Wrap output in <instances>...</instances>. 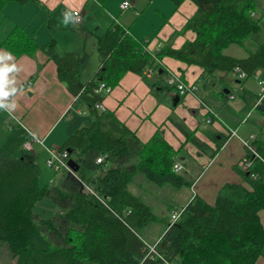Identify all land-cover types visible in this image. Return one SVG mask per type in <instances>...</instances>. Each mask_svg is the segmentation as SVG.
Returning <instances> with one entry per match:
<instances>
[{
	"label": "trees",
	"instance_id": "obj_1",
	"mask_svg": "<svg viewBox=\"0 0 264 264\" xmlns=\"http://www.w3.org/2000/svg\"><path fill=\"white\" fill-rule=\"evenodd\" d=\"M10 1L21 5L36 0H0V14ZM97 1L103 4L106 0ZM182 1L168 0L167 14L154 7L152 13L160 23L145 38L122 24L118 15L112 16L104 31L95 35L100 59L86 79L79 75L81 62L76 54L60 50L54 37L42 46L33 33L13 24L1 38L0 47L14 55L44 49L56 64L58 79L72 95L62 116L66 136L60 145L75 162L72 172L46 164L52 172L42 184L34 155L16 156L0 148V242L7 243L15 264H255L262 253L261 140L255 137L249 142L256 155L244 146L255 176L235 164L242 180L225 182L212 202L193 194L182 206L166 205L167 214L157 213L133 191L134 183L140 177L157 186H189L191 181L172 168L181 146L174 149L159 127L143 141L112 110L94 105L109 91L103 88L111 89L126 71L141 75L159 67L164 71V56L198 65L213 76L242 72L243 77H236L240 80L257 69L264 70V39L252 36L261 30L263 17L255 0H191L195 11L167 40L150 49V39ZM47 23L51 27L58 22L49 16ZM67 26L74 27L71 22ZM186 30L193 31L194 37L174 47L173 37ZM232 44L242 46L245 55L223 52ZM180 78L187 83L183 74ZM256 108L264 113V95ZM168 120L186 140L203 146L173 114ZM98 157L102 158L96 161ZM44 198L52 204L49 215L34 210ZM180 208L172 221L170 210ZM153 223L159 225L157 235L153 233L159 256L144 258V240L150 237L147 228Z\"/></svg>",
	"mask_w": 264,
	"mask_h": 264
},
{
	"label": "crops",
	"instance_id": "obj_2",
	"mask_svg": "<svg viewBox=\"0 0 264 264\" xmlns=\"http://www.w3.org/2000/svg\"><path fill=\"white\" fill-rule=\"evenodd\" d=\"M120 1L114 0L112 7L109 6V9H107L109 17L112 18V16L122 13V18L120 17L118 20L122 24L129 26L138 36L154 32L152 28L155 30L160 23L157 14L153 16L152 22L133 19L129 9H119ZM33 2H27L30 5L26 8L30 11L28 20H32L34 15V18L38 19L34 20L35 25L30 32L34 34L36 42L42 46L47 43V33L43 26L41 28V23L44 22L45 27L53 35L56 27H61V25L65 27L62 22L68 13L70 17L71 9H80L83 16L88 4V0H36ZM106 2L104 1V3ZM130 2L134 8V13L142 9L144 4H149V8L151 9L158 7L159 11L162 12L169 6L168 0H147V2L145 0H130ZM13 5L15 4H9L8 2L4 6L2 14H0V40L10 27L15 24L14 22H16L7 10L8 6L12 7ZM89 5H93L94 7L95 4L91 3ZM23 8L21 9L24 10ZM195 9L196 6L191 0H183L177 9L169 15L167 21L159 26L156 33L158 41L156 42L167 40L168 36L175 29H179ZM164 13L167 14V12ZM150 15H152V11ZM49 16L54 17L58 23L60 22V25L53 24L49 27L47 23ZM70 20L71 18L67 22L70 23ZM18 24L25 25L26 27V21ZM38 27L42 29L40 36L36 35ZM255 35L252 36L255 38ZM53 37L55 38L54 35ZM193 37L194 32L186 30L184 33L176 34L171 43L174 47H179L186 39L191 40ZM93 45L95 46V39ZM57 46L60 50H64L58 42ZM75 54L78 57V54ZM232 55L242 56L245 54L238 51L232 53ZM162 60L164 61V66L167 68L175 69V67H183L188 77L191 75L192 79L194 78L191 82L194 86L205 73L198 65H187L170 56H164ZM98 63L99 56L94 63L89 65L90 67L87 66L84 73L83 71H79L81 79L88 78ZM5 69L7 70L5 71ZM82 73L85 75L81 76ZM261 73L262 70L257 69L252 75L253 82L246 86L241 85L240 97L238 99L234 97V100H229L230 104H226L229 98L225 95V90H228L226 91L227 94L230 89L223 79L225 73H218L214 76L207 74L209 78L203 79L206 83L207 91L216 97L215 101L212 100L213 104L205 103V100L201 98L202 94L188 92L185 95H179V101L173 105L172 97L176 94V91L174 89L172 91L161 88L152 73L150 75H141L132 71H126L120 77L119 82L111 90L109 89L108 93L104 94L101 102L106 109L112 110L116 117L134 131L141 140L148 139L159 127L163 130L164 138L174 149H178L182 145L183 147L179 148V150L181 151L184 148L188 157L186 158L181 153L177 159L186 165V170L184 172H180V170L177 172L183 173L191 181V184L187 187H191L195 182L193 177H189V173L191 175L194 174V162L201 158L202 150L209 154L203 158L206 165L221 166L225 163V166L222 168L223 171H230L231 173L228 172L227 177L213 175L207 180L206 187H203H208L215 196L217 190L225 182H239L242 180L240 173L236 170L237 167H235V163L239 158L246 157L244 156L246 149L242 139H248L251 143L255 137L256 140L261 138L258 130L261 129V115L264 117V113L256 108L255 103L259 95L253 93L255 88L261 92V87L264 85V83L257 81L258 75ZM231 74L232 76L235 75L234 72H231ZM185 77L189 82L188 77ZM234 77H237V73ZM27 81H30V85L23 83ZM235 81H239L238 78ZM0 90L7 93L6 95H0V148L16 156H22L27 153L36 157V152L41 151V148L45 150L46 147H51V145L62 144L66 136L65 122L62 116L72 103V95L68 91L66 84L58 79L56 64L46 54L44 49L38 48L30 53L14 55L4 47H0ZM237 100L239 102L236 103ZM209 105L215 112L209 108ZM252 106L257 109L256 112L251 110ZM207 110L209 112L212 111L215 116L210 122L206 121L209 115L206 112ZM255 113L257 115L253 117ZM170 114H173L177 120H181L203 146L199 145L197 147L198 145L195 146L186 140L178 127L168 120ZM244 118L246 119L243 122L245 126L242 129L243 126H239L238 123L239 121L242 122ZM231 124H235V126L232 127ZM230 130H234L235 133L231 135ZM250 135L252 137H249ZM28 139L31 141L32 149L29 151L25 150L22 145ZM262 143L264 146V141ZM261 148L264 150V147ZM221 153L224 155V158H222L223 163L218 164L216 160L220 158ZM188 158L192 160L193 166H189ZM219 170H221V167L216 168V171ZM39 176L41 175L39 174ZM201 193L195 192V194L203 198ZM205 200L208 201L207 199ZM145 242L147 241L144 240ZM15 263L16 260L10 253L7 243L0 242V264ZM255 264H264L263 249Z\"/></svg>",
	"mask_w": 264,
	"mask_h": 264
},
{
	"label": "rangeland",
	"instance_id": "obj_3",
	"mask_svg": "<svg viewBox=\"0 0 264 264\" xmlns=\"http://www.w3.org/2000/svg\"><path fill=\"white\" fill-rule=\"evenodd\" d=\"M106 3H100L97 0H88V4L87 7L85 8L86 12H84L83 15V19L81 21V24L75 25L74 27H70L67 26L66 24L69 23L67 21H69V18H71V15L69 17V13L68 15H66V18L63 19L64 26L61 25V27H56L55 32L53 31V35L55 36V39L57 40L58 44H60L62 46V48L64 50H69L71 52H74L78 54V58L81 62V69L80 71H83V73L86 71L87 66L91 65L92 63H94V61L98 58L99 53L96 51L95 46L93 45L94 42V38L95 35L100 34L101 32L104 31V29L107 27V25L110 24L112 18L109 17V14L107 13V9H109V6L112 7L114 0H106ZM120 1V0H119ZM130 2V0H128ZM147 2V0H145ZM15 4L12 7L8 6L9 8H7V10L10 12V16H13V20H15L16 22H14L15 24L18 23H22L26 21V27L25 25H22L24 30H26L28 33H32L30 32L33 28V26L35 25L34 20H37L38 18H34V16L32 17V20H28L29 16H30V11L28 9H26L29 5V3H34L33 1H29V3L25 2L24 4L19 5L18 2L15 1H10L9 4ZM27 3V4H26ZM95 4L94 7L93 5H89V4ZM17 4V5H16ZM107 5V6H106ZM255 5L256 8L258 9L259 13L263 14L262 19L260 20V25H261V30L258 33H254L253 35H255L256 40L258 41H262L264 39V0H255ZM25 7V8H23ZM21 8H23L24 10H22ZM131 12L132 14V18L136 19V20H144L147 22L148 21H153V13L152 15H150V12H153V8H149V4L143 6L142 9L137 10V12L134 13V8L131 5V7L126 8V10H128ZM125 10V9H123ZM166 10V8L164 9ZM122 13L118 14V19H120V17L122 18ZM41 19V17H40ZM158 21V20H155ZM60 23V22H59ZM58 24V23H56ZM60 25V24H59ZM159 25V24H158ZM45 28L46 33H47V39L46 42H48L49 39H51V37H53V35L51 34V31L49 29H47L44 25V22L41 23V28ZM152 31L153 28H152ZM42 32V29H40V27L37 28L36 30V35L40 36V33ZM149 34V33H148ZM148 34L143 35V37L145 38ZM169 37V36H168ZM155 41V42H154ZM158 41V36L156 34V36H154L153 38L150 39L148 47L150 49H154L157 47L159 42ZM60 46V48H61ZM244 52L245 54V50L242 46H238L236 44H232V45H228L227 47L223 48V52L225 53H229L232 54L234 52ZM100 59V57H99ZM164 62V61H163ZM90 67V66H89ZM169 67V66H168ZM158 69H161L160 67ZM156 69L155 71H153V77H155V79L159 82L161 88L165 89H170L173 91L174 86H172L169 83V79L172 76H180V74H183L185 76L188 77L187 73L185 72V70H183L182 68H177L175 67V69H171V68H167L164 67V71H162L159 75ZM168 72V73H167ZM200 72V71H199ZM198 72V73H199ZM81 74V76H84L85 74ZM208 73L205 72L204 75L198 80V82H196L195 85V92L199 93L200 95L202 94V99L205 100V103H212V100H216L215 95L210 94V92L207 91L206 89V83L205 81H203V79L209 78V76L207 75ZM234 75V74H233ZM252 75H249L247 77H245V79L243 81H241L240 79H238L239 81H235V75L232 76L231 72L225 73L224 74V82L227 83L229 85V89L230 91L225 95L228 96V100L226 101V104H230L231 100H234V97L236 99H238V97H240L239 93L241 90V85H249L253 82V78ZM184 76V78L186 79V77ZM86 79V78H84ZM189 82L186 79V82L188 84H192L191 82L193 81L191 75L188 77ZM241 81V82H240ZM257 81L260 83H264V70H262V73L258 75ZM257 82V83H258ZM188 93V92H186ZM184 94H180V95H185ZM191 93V92H189ZM255 95H259L260 91H257L256 88L253 92ZM234 95V96H231ZM235 99V100H236ZM230 100V101H229ZM239 102V100L236 101V103ZM207 107V106H206ZM209 108L214 111V109L209 105ZM252 111L256 112L257 109H255V107L252 106ZM206 112L209 113V110H207ZM215 112V111H214ZM208 115V116H209ZM257 114L255 113L253 115V117H255ZM212 116V119L213 115ZM248 116V114H247ZM263 115H261V129L258 130L259 132V136L263 139H257V140H261L264 141V122L262 119ZM212 119L210 121H212ZM250 119V117H249ZM246 119L244 118V120L241 122L239 121L238 125L239 126H243L242 129H244V124L243 122ZM208 121V122H210ZM65 126V124H64ZM232 127L235 126V124H231ZM241 132V131H240ZM231 135H233L235 133L234 130H230ZM192 143V141H190ZM243 142V140H242ZM2 144V143H1ZM244 144V143H243ZM3 145V144H2ZM60 144L57 145H51L53 147H59ZM195 145V144H194ZM196 146V145H195ZM245 146V144H244ZM183 146L181 145L180 149ZM199 147V146H197ZM37 156L35 157L34 155V159L38 165V170L41 176L40 177V183H47L48 179L50 178L51 175V170L50 168L47 167L45 159L47 156V152L46 150H43L41 148V151H37ZM181 153L187 158V154L185 153V149L183 148L181 151L179 150L176 153V159L174 162H180L181 165H183V168L180 170V172H184V170H186V165H184V163H182L181 160H178L177 157L179 155H181ZM209 154L202 150V154H201V158L197 161H195V169H194V174L191 175L189 173V177L192 178L193 180L195 179V182L193 183V185L191 187H181V188H173L170 187V185H162V186H157L153 183H148L146 181L140 180V177H137L136 182L134 183V189L133 191H135L136 193L140 194L144 200L146 201L147 204L151 205L153 210L157 213H165L167 214L168 210H167V206L169 204H172L174 206H182L186 203L187 199H189L193 194H195V192H199L201 193V195H203L204 199H207L208 202H212L214 200V193L211 192L209 190V188H203L206 187L205 184L207 182V180L212 177L213 175L216 176H224L227 177L228 172L231 173L230 171L228 172H224L223 171V167L225 166V163H223V159L224 155L223 153H221L220 158L216 160V163H223L221 166H210V165H206V162L203 161L204 156H208ZM70 158H68L69 160ZM189 159V158H188ZM240 159V158H239ZM238 159V160H239ZM237 160V161H238ZM191 159H189L188 163L189 166H193V164L191 163ZM237 161H236V165H237ZM173 162V163H174ZM217 167H221V170L216 171ZM209 186V185H207ZM204 191V192H203ZM172 206V205H171ZM51 201L48 198H44L40 201H38L35 205H34V210L35 211H42L45 215H49L51 213ZM171 211V210H170ZM262 221L264 223V217L262 216ZM158 224L153 223L151 226H149L147 228L148 233L150 234V237L148 236L147 238H145V240L147 241V243H156L157 239L155 241H153L156 238L157 235V230H158ZM153 233H156V235H154ZM153 241V242H152ZM263 253H264V247H263Z\"/></svg>",
	"mask_w": 264,
	"mask_h": 264
},
{
	"label": "built area",
	"instance_id": "obj_4",
	"mask_svg": "<svg viewBox=\"0 0 264 264\" xmlns=\"http://www.w3.org/2000/svg\"><path fill=\"white\" fill-rule=\"evenodd\" d=\"M130 5H131V2H129L128 0H122L119 3V7L121 9L128 8V7H130ZM70 15H71L70 22L72 25L75 26V25L81 24L83 16H82V12L80 11V9H71ZM151 73H152V70H148L146 72L147 75H150ZM243 76L244 75L242 72L237 73V77H243ZM23 83L26 85H30V81L23 82ZM169 83L172 86H174V90L176 92H178V94H184L186 92H193L195 89L194 85L188 84V83H185L184 81H182L180 76H178V77L172 76L169 79ZM103 86L104 85H102V88H103ZM103 89H104V91H108L109 87L103 88ZM263 95H264V85L261 87V92H260L258 98L256 99L255 105L257 103H259V101L261 100ZM95 107L98 109H104V105L101 101L96 102ZM211 115L214 116V113L212 111L210 112V115L207 116V118H206L207 122L212 119ZM249 137H252V135H250ZM243 143L245 144L246 148H248L252 151L253 155H256V152L254 151V149L250 145L248 139H244ZM23 148L27 151L32 150L31 149V141L29 139L26 142H24ZM45 150L47 152L45 162L48 166H53L54 168H65L69 172H72L71 166L68 164V152L65 149H61L60 147H46ZM101 158L102 157L96 158V161H99ZM251 163H252L251 159H249L247 157H243L237 161V166L240 167L241 170L248 171V173L250 172V174H251L252 172L249 170ZM172 168L175 171H179L183 168V165H181V163H179V162H174L172 165ZM251 175L255 176L254 173H252ZM181 209L182 208L171 210L170 217H171L172 221L175 220L179 216ZM143 246H144L143 248L145 251L144 258H146V257L153 258L154 256H159L158 252L155 249V243L145 242ZM144 258H142L141 261H143Z\"/></svg>",
	"mask_w": 264,
	"mask_h": 264
},
{
	"label": "water",
	"instance_id": "obj_5",
	"mask_svg": "<svg viewBox=\"0 0 264 264\" xmlns=\"http://www.w3.org/2000/svg\"><path fill=\"white\" fill-rule=\"evenodd\" d=\"M160 72H161V69H158V73H160ZM226 91H228V90H225V92H226ZM178 98H179V95H178V94H175V95L172 97V103H173V105H175V104L177 103ZM74 163H75V162H74L72 159H69V160H68V164H69L70 166L73 167ZM74 167H76V166H74ZM246 174H248V171L246 172Z\"/></svg>",
	"mask_w": 264,
	"mask_h": 264
},
{
	"label": "clouds",
	"instance_id": "obj_6",
	"mask_svg": "<svg viewBox=\"0 0 264 264\" xmlns=\"http://www.w3.org/2000/svg\"><path fill=\"white\" fill-rule=\"evenodd\" d=\"M7 69H5V71H6ZM7 93L6 92H4L3 90H0V95H6Z\"/></svg>",
	"mask_w": 264,
	"mask_h": 264
},
{
	"label": "bare ground",
	"instance_id": "obj_7",
	"mask_svg": "<svg viewBox=\"0 0 264 264\" xmlns=\"http://www.w3.org/2000/svg\"><path fill=\"white\" fill-rule=\"evenodd\" d=\"M167 73H168V72H167ZM110 90H111V89H110ZM107 93H108V92H107ZM94 105H95V104H94ZM104 107H105V106H104ZM105 108H106V107H105ZM103 110H104V109H103ZM103 110H102V111H103ZM22 145H23V144H22ZM51 147H53V146H51ZM59 147H60V146H59ZM179 163H180V162H179ZM183 169H184V168H183ZM53 170H54V169H53ZM72 170H73V169H72Z\"/></svg>",
	"mask_w": 264,
	"mask_h": 264
}]
</instances>
